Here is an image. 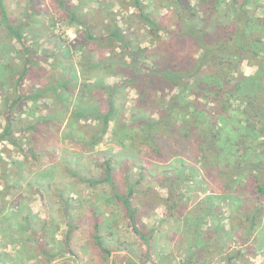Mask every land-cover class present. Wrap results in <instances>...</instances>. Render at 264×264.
Here are the masks:
<instances>
[{
    "label": "rangeland",
    "instance_id": "1",
    "mask_svg": "<svg viewBox=\"0 0 264 264\" xmlns=\"http://www.w3.org/2000/svg\"><path fill=\"white\" fill-rule=\"evenodd\" d=\"M139 1L147 17L161 27H175L176 0ZM186 2L202 7L198 0ZM3 3L6 22L16 31L0 13V133L7 119L12 120V133L0 140V251L6 253L5 263L120 264L128 254H136L142 264H158L150 259L168 255L178 260L187 248L204 243L206 234H214L225 249L215 246L210 264H264L261 57L257 62L246 55L232 56L220 68L233 78L255 76V81H242L246 91L239 98L220 91L219 98L209 102L210 95L196 94L197 86L178 89L157 78L146 81L158 98L177 95L194 104L207 103V115L221 133L218 143H228L211 152V147L198 145L196 130L183 138L168 125L156 135V152L140 129L130 126L136 86L121 85L126 76L99 63L111 56L130 60L120 46L100 38L113 20L133 45L151 47L149 39L167 37L162 30L149 32L134 0ZM247 9L254 21L252 38L263 40L264 30L258 29L262 26L255 18L264 15V0H252ZM197 13L202 15V10ZM87 33L95 39H87ZM141 61L146 70H154L149 58ZM24 66L28 71L21 75ZM93 81L106 88L84 87ZM107 100L115 115L102 134L99 121L73 114L80 106L104 109ZM160 111L140 110L154 119ZM222 120L237 137L220 126ZM107 164L111 183H91L105 176ZM114 192L131 201L134 223Z\"/></svg>",
    "mask_w": 264,
    "mask_h": 264
},
{
    "label": "trees",
    "instance_id": "2",
    "mask_svg": "<svg viewBox=\"0 0 264 264\" xmlns=\"http://www.w3.org/2000/svg\"><path fill=\"white\" fill-rule=\"evenodd\" d=\"M176 1L178 4L175 14V27L169 29L164 26L161 27L157 20L147 17L141 2L134 0L138 16L147 22L145 23L150 29L149 32L162 30L167 37L164 38L157 35V37L149 39L151 44H154L151 47L133 45L130 37L112 19L110 26L104 34L100 35V38L109 41L113 47L120 46L119 48L130 56V60H126L123 56H111L99 63L106 66L109 70L114 69L115 72L125 75L126 78L121 81V85L130 83L136 86L138 92L134 103L136 111H133L130 126L139 128L144 141H148L156 152H158L156 135L160 133L161 127L165 128L168 125L173 126L172 129L183 138L189 137L192 130H196V134L200 137L199 146L206 145L211 147V152H219L227 148L228 143L225 146L223 143H218L221 133L219 132V127H216L215 122L207 115L211 109L207 103L200 105L195 102L194 104L193 101L177 95H172L167 99L165 97L158 98L153 93H150V87L144 83L151 80V78H157L159 81L166 83L167 86L178 89L197 86L196 90L198 91H196V94L203 97L206 96L205 94L210 95L212 98L208 97L209 102L212 99L216 101L214 97L218 99L220 91L226 93L228 97L239 98L246 91L242 90V81H255V76L246 77L241 75L233 78L232 75L226 76L222 74L220 68L225 66L232 56L246 55L247 59L256 60L257 62H260V60L255 58L261 57V60L264 61V39L262 40L261 36L255 38L251 36L254 21L249 15L247 5L252 0H198V2L202 3V7L199 4V9L187 2L184 4V0ZM197 10H202V15H199ZM0 13L8 28L16 33L14 27L9 25V22H6L8 17L3 0H0ZM70 19L72 22L77 20L72 15ZM255 20V23L262 26V28L258 29L264 30V15L256 17ZM80 24L83 23L80 22ZM221 29L225 33L223 37H220L223 33ZM86 37L87 39H95L90 33H87ZM25 50L27 51V48ZM145 51L150 53L148 57L142 55ZM261 53L262 55H260ZM145 58H149L154 70H146L145 62L141 61ZM27 71L28 66H24L21 75H24ZM62 86L65 85L63 84ZM95 86L106 88L99 81L88 82L84 87L90 89ZM158 99L161 102L157 103ZM106 102L104 109L92 105L80 106L73 114L79 118L86 116L99 121L102 126L100 129L102 134L105 132L112 116L115 115L112 101L107 100ZM13 105L14 100L10 103V106ZM146 109L152 111L161 109L162 111L159 113L160 117L154 119L153 117H146L144 113L140 112V110ZM175 117L181 123L178 124ZM11 121L7 119V123L0 133V140L7 139V136L12 133V130H10ZM220 126L225 128L226 131L229 128L227 120L223 121ZM236 132L233 133L231 129L228 134H235V137H237ZM244 132L239 133L240 136ZM98 138H100V135L93 139L92 143ZM1 163H3L2 159H0ZM215 166L218 168L219 164H215ZM255 167L260 171L263 170L262 167L257 165ZM110 170L111 167L107 164L105 176L102 179L88 181L91 183L105 181L111 183ZM2 185L5 187V184ZM259 191H264V189L259 187ZM114 195L115 198L123 202L130 220L134 223L135 208L131 201L127 196L119 195L116 192H114ZM139 234L140 232H138ZM210 236L207 234V238H210ZM141 238L146 242V237L141 235ZM96 242L101 246V241L97 234ZM104 251L108 252L106 249ZM5 257L6 253L0 251V264H6ZM185 261H182V264H185Z\"/></svg>",
    "mask_w": 264,
    "mask_h": 264
},
{
    "label": "crops",
    "instance_id": "3",
    "mask_svg": "<svg viewBox=\"0 0 264 264\" xmlns=\"http://www.w3.org/2000/svg\"><path fill=\"white\" fill-rule=\"evenodd\" d=\"M223 229V228H222ZM222 233H223V230H222ZM204 238H205V242L204 243H202V244H200V245H193V247H191V248H187L186 249V251H185V253H184V255H183V257L182 258H180V259H178V260H175V258H173V257H167L166 255H162V256H160V255H157V257H153V258H151L150 260H151V262H158V264H182V261H184V260H186L184 263L185 264H201L202 262H203V264H204V261H205V259H206V261L208 260V258H209V256H210V253L211 252H214V247L216 246H218V247H221L222 249H220V251L221 250H223V249H225V245H222V243L221 244H219L218 243V241L214 238V234H212L211 236H210V238H207V234H206V236H204ZM213 242H216V244L215 243H213ZM209 243H212V244H209ZM224 246V247H223ZM239 249V248H238ZM211 250H213V251H211ZM211 251V252H210ZM210 252V253H209ZM202 255V257H204L203 258V260H199L200 259V256L199 257H197V255ZM212 254V253H211ZM207 256V257H206ZM231 257V256H230ZM172 261H171V260ZM229 259V258H228ZM232 258H230V260H231ZM243 259V257H241V258H239V260L241 261ZM129 260V261H128ZM143 261V259H139V257L135 254L134 256L133 255H129L128 254V259H127V261H125V260H123V262L122 263H120V264H142L140 261ZM147 261H145L144 262V264H147L146 263ZM207 264H210V262H206ZM228 264H231L230 262L228 263Z\"/></svg>",
    "mask_w": 264,
    "mask_h": 264
}]
</instances>
